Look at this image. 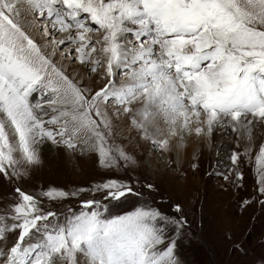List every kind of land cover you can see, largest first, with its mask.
Masks as SVG:
<instances>
[{"label": "snow or ice", "instance_id": "1", "mask_svg": "<svg viewBox=\"0 0 264 264\" xmlns=\"http://www.w3.org/2000/svg\"><path fill=\"white\" fill-rule=\"evenodd\" d=\"M24 12L47 22L45 35L70 33L54 43L75 45L79 62L92 64V72L106 65L108 83L86 95L24 30L18 19ZM98 31L102 39L93 42L89 34ZM117 72L129 82L117 86ZM138 100L142 106L134 109ZM107 103L131 113L141 138L162 150L169 141L150 135V127L175 137L192 123L206 124L208 132L221 125L250 140L256 124L264 126V0H0V174L8 177L10 169L17 176L20 163H38L36 146L45 140L69 149L84 144L97 152L101 167L128 161L109 143ZM238 158L234 153L232 163ZM256 159L264 168V146ZM258 182L264 194V174ZM92 191L116 201L137 195L115 180ZM16 192L18 201L0 214V240L19 234L7 252L0 250V264H80L81 256L84 264H179L175 241L162 247L159 222L179 231L186 221L144 207L106 217L104 206L88 200L61 222L36 197ZM40 195L70 194L49 189Z\"/></svg>", "mask_w": 264, "mask_h": 264}, {"label": "rangeland", "instance_id": "2", "mask_svg": "<svg viewBox=\"0 0 264 264\" xmlns=\"http://www.w3.org/2000/svg\"><path fill=\"white\" fill-rule=\"evenodd\" d=\"M26 17L29 18V15ZM34 21L40 28V43L37 44L42 51L41 41L48 44L64 41L52 32L45 36L44 23L41 19L34 18ZM70 46L68 43L58 44L55 48L57 58H49L74 83L85 89L86 95L94 94L108 81L102 73L106 65L102 64L96 72L90 71L93 65L81 64L79 53L75 52V48L71 50ZM59 60L68 67L57 64ZM112 106L115 104L102 106L111 120L109 143L122 149L130 158L128 161L118 159L114 167H101L97 152L90 148L78 146L70 150L45 140L67 152L56 155L55 161L49 163L36 147L38 163H20L16 166L17 176H12L10 169L8 177L0 174V214L18 201L17 188L36 197L41 209L45 213L55 212L61 222L71 213H79L83 202L88 200L98 201L104 206L106 217L124 215L138 207L151 208L170 221H186L179 231L174 224L159 222L165 236L162 247L175 241L174 252L179 264H264V194L259 191L261 184L258 182L264 168L258 166L256 159L260 147L264 146V138L257 145L254 139L247 143L238 134L234 145L232 137L235 151L231 149L229 152L225 168L213 167L210 150L201 155L192 154L188 163L183 161L180 165L174 152L168 157L166 150L154 146L151 139L141 138L140 132L130 124L131 113L121 112L119 118L113 120L115 116L109 112ZM127 128H130L128 133L124 131ZM161 128L164 129V126L161 125ZM185 131V138L192 136L187 133L189 130ZM149 132L154 137V133ZM234 153L239 154L235 165L231 160ZM238 176L243 178L238 179ZM111 180L129 185L137 195L128 194L116 201L105 199L104 191H92L94 186ZM49 189L70 195L58 200L40 195ZM71 193L77 195L72 196ZM176 206H179V212L175 211ZM7 222L12 223L10 219ZM17 231L19 229L9 232L5 239L0 240V250L7 252L14 245ZM34 242L35 238L26 240V243ZM79 260L80 264H84L82 256Z\"/></svg>", "mask_w": 264, "mask_h": 264}, {"label": "bare ground", "instance_id": "3", "mask_svg": "<svg viewBox=\"0 0 264 264\" xmlns=\"http://www.w3.org/2000/svg\"><path fill=\"white\" fill-rule=\"evenodd\" d=\"M29 15V18L26 17ZM32 14L24 12L22 13V15L18 18L20 24L22 25V27L24 28V30L31 36V38L36 42V43H40V40H38V35H40V28H38L37 23L34 21V18ZM42 20V18H40ZM37 19V20H40ZM40 26V24H39ZM45 27V26H44ZM93 27V25H92ZM54 33V31L52 32ZM58 34H61L60 32ZM56 34V36L58 35ZM74 34V33H73ZM91 40L94 42L101 40L102 39V35H98V37H96V32L95 33H91L89 34ZM48 36V35H45ZM58 38V37H56ZM61 40V39H60ZM59 41V40H58ZM67 41V37H65V40ZM41 47L43 48V52L45 55L49 56V57H54V59L57 58L56 56V46L58 44H48V42L46 41H41ZM100 47V46H99ZM71 50H73L75 48L74 45L70 46ZM45 49V51H44ZM98 55V53H93V57L95 58ZM57 64L59 65H63V63L61 62V60H59L57 62ZM65 66V68L68 67V65H63ZM93 67V66H92ZM102 73L105 74V71ZM122 75V74H121ZM118 76H120V72L116 73L115 79L118 78ZM128 77L125 76V78L122 81H119V84H117V86H120L121 84H125L128 83ZM107 82H105V84H107ZM134 106H132L133 108L135 107V109H138L142 106L141 101H137L135 103ZM116 106V105H115ZM115 106H112V108H110V113H112L115 118L113 120H117L119 118V115L116 114L117 113H123V109L119 108L121 110H117V106L115 108ZM201 121H203V116L201 117ZM159 127L161 128V125L164 126V129H167L166 127H168L166 124H164V122L162 120H158L157 121ZM196 127H201L203 129V131L200 134H197L195 132V128ZM163 129V128H162ZM124 131L126 133H128V131H130V128L124 129ZM133 131V130H132ZM149 131H151L152 133H154V137L156 139H167L169 141V145L166 149V152L168 154V157H170V154L172 152L175 153L178 163L181 165L183 163V161L186 163H188V161L190 160V155L194 154L193 156L196 155H201L202 152H206L207 150L211 151L212 153V164L213 167L218 168L219 166H222L225 168V162L228 159L229 156V152H234L235 150L232 147L231 144V138H234V145H236V140L238 139V134L241 135L240 132H237V137H236V133L233 132L231 130L230 127L228 126H221V125H215L212 129L211 132L207 131V126L204 123H201L199 125H197L196 123H192L190 125V130L189 132H187L188 134L192 135L191 137L185 138L186 135V131H180L178 132V134L173 137L171 135H169V133L167 131H164L162 134L156 133L154 128H149ZM182 132L184 134H182ZM165 133V134H164ZM184 135V136H183ZM204 136V137H203ZM242 136V135H241ZM130 137V136H127ZM199 138H201V142H199ZM243 139H245L247 141V143H249V141H253L252 139L255 140L256 144L259 145L264 138V126L260 125V124H256V126L254 127V129L252 130L251 133V139H247L246 137L242 136ZM241 138V139H242ZM51 143V142H50ZM48 141H44L41 144L37 145V149H39V152L41 153V155L46 158V160L49 163H53L55 161L56 155H59L62 152H67V151H63L61 149H59L58 147H54L52 144H50ZM85 149H89V147L85 146L84 144H82ZM83 147V148H84ZM82 151V150H81ZM87 151V150H84ZM208 160V158H207ZM150 164L153 165L152 161L150 160ZM235 165V164H234Z\"/></svg>", "mask_w": 264, "mask_h": 264}]
</instances>
